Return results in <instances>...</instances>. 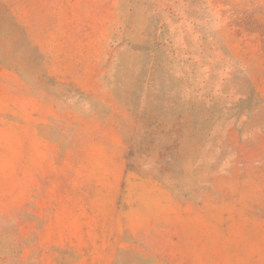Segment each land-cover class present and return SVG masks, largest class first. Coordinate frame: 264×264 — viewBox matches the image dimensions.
I'll list each match as a JSON object with an SVG mask.
<instances>
[{
  "label": "rangeland",
  "instance_id": "374dc122",
  "mask_svg": "<svg viewBox=\"0 0 264 264\" xmlns=\"http://www.w3.org/2000/svg\"><path fill=\"white\" fill-rule=\"evenodd\" d=\"M0 264H264V0H0Z\"/></svg>",
  "mask_w": 264,
  "mask_h": 264
}]
</instances>
